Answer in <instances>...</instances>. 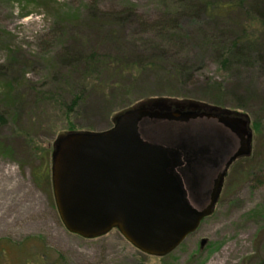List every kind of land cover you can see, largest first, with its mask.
<instances>
[{"label":"rangeland","instance_id":"1","mask_svg":"<svg viewBox=\"0 0 264 264\" xmlns=\"http://www.w3.org/2000/svg\"><path fill=\"white\" fill-rule=\"evenodd\" d=\"M195 7L183 0H0V64L14 52L26 64V85L57 88L52 80L69 63L63 60L80 52L126 55L142 68L121 90L91 91L70 117L56 103L35 108L28 93L21 121L0 128V138L15 147L0 150V264H232L264 246V40L249 60L231 56L224 65L220 47L238 33L241 14L211 19ZM180 67L182 77H173ZM207 86L221 88L222 108L245 112L258 125L252 154L230 166L215 213L165 257L141 252L117 229L96 239L70 233L51 173L52 144L69 123L104 131L142 96L203 97ZM199 119L192 126L215 128L217 118ZM227 134L237 147L238 138ZM202 239L206 252L199 253Z\"/></svg>","mask_w":264,"mask_h":264},{"label":"water","instance_id":"2","mask_svg":"<svg viewBox=\"0 0 264 264\" xmlns=\"http://www.w3.org/2000/svg\"><path fill=\"white\" fill-rule=\"evenodd\" d=\"M204 116L219 118L239 146L230 151L226 135L204 126L142 129L148 119L187 123ZM113 121L104 131H65L55 139L51 170L61 220L86 239L118 229L142 252L166 256L214 213L233 162L252 154L251 119L201 102L151 98ZM207 195L208 203L194 205Z\"/></svg>","mask_w":264,"mask_h":264},{"label":"trees","instance_id":"3","mask_svg":"<svg viewBox=\"0 0 264 264\" xmlns=\"http://www.w3.org/2000/svg\"><path fill=\"white\" fill-rule=\"evenodd\" d=\"M183 1L195 5V8L199 7L198 10L205 14V17L211 19H226L236 15V13L241 14L240 19L237 21L238 33L228 38L220 47L223 56L221 62L224 65L231 62V56L249 60L252 57L254 46H259L264 40V0ZM66 58L63 61L67 63L69 61V63L53 76L52 83L58 84V87L54 89L49 87L48 83H42L39 86L26 85L25 76L27 72L24 71L26 64H21L17 61L14 52L10 54L6 63L0 64V79H3L0 80V128L8 125L11 119H14L17 123L21 121V105L28 97V93L33 92V106L35 108L47 106L48 103H56V107L70 117L79 108L82 99L91 91L100 89L104 92L109 85L121 90L124 87L123 82L131 77L133 80L137 78L140 69H142L141 66H138L133 59L126 55L114 53L99 54L96 50L87 54L80 52L75 56ZM184 68L180 67V70H175L172 76L181 78L184 74L182 72ZM100 79L101 81H99ZM21 81H24L23 84H21ZM66 92L71 94L72 99H68ZM204 93L203 97H191L177 93L165 94L168 96L149 94L135 101L151 98H170L201 102L209 106H226L223 96L220 94L221 88L212 89L207 86ZM133 104L127 105L118 111ZM233 107L236 109L244 108L243 105H234ZM253 129L256 133L258 132L257 123L253 124ZM73 130H76V127L70 122L66 132ZM21 133H24L25 136L28 134V132H22V130ZM26 141H28V146L31 147L30 144L34 140L26 136ZM13 148H15L13 144L11 145L5 142V139L0 138L1 152L12 153L14 151ZM31 151L33 152V150ZM44 151L46 154L49 153V149Z\"/></svg>","mask_w":264,"mask_h":264},{"label":"flooded vegetation","instance_id":"4","mask_svg":"<svg viewBox=\"0 0 264 264\" xmlns=\"http://www.w3.org/2000/svg\"><path fill=\"white\" fill-rule=\"evenodd\" d=\"M214 118H217V117H214ZM197 120H199V119H193L187 123L177 122V121H168V120H160V121H163L164 123H166L164 125H167V126H179V125H183V124L193 125V124H195V121H197ZM154 122L155 121H153V123ZM171 123H173V124L171 125ZM207 127H209V126H207ZM215 129L220 130L224 135H226L229 138V140H230V151H234V149H236L238 147V146L235 147L236 145H234V143L232 142V139L230 138V136H228L227 132L231 133L233 135H235V134L232 133V131L224 123H222L219 120V118H217ZM238 144H239V141H238ZM227 159H228V156L225 157L224 162ZM222 162H223V160H220L221 165L219 166V168L223 166L224 162L223 163ZM219 168H217V169H219ZM209 190H210V188L208 186L206 191H209ZM192 201L196 207H201V205L204 206L206 203H208L210 201V197L208 195L204 196L202 198L203 204H200V205L196 202L195 199H192ZM205 248H206V246H202V240H201V246H196V251L199 253H202L204 250L206 252ZM232 264H264V246H257V248L255 249V251L252 252V254L247 255L246 257L237 258V259L233 260Z\"/></svg>","mask_w":264,"mask_h":264},{"label":"bare ground","instance_id":"5","mask_svg":"<svg viewBox=\"0 0 264 264\" xmlns=\"http://www.w3.org/2000/svg\"><path fill=\"white\" fill-rule=\"evenodd\" d=\"M197 121H199V120H197ZM153 124V122L151 121V122H149L148 123V125L149 126H151ZM164 124H166V123H164L163 121H157V123H156V125H154L153 127L154 128H157V127H159L160 125H164ZM173 123H171V125H172ZM173 127H177V128H179V127H192V125H188V124H184L183 126H173ZM210 128V127H209ZM149 135V134H148Z\"/></svg>","mask_w":264,"mask_h":264}]
</instances>
